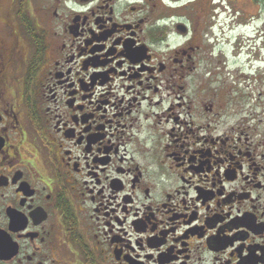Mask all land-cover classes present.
Returning a JSON list of instances; mask_svg holds the SVG:
<instances>
[{"label":"flooded vegetation","instance_id":"flooded-vegetation-1","mask_svg":"<svg viewBox=\"0 0 264 264\" xmlns=\"http://www.w3.org/2000/svg\"><path fill=\"white\" fill-rule=\"evenodd\" d=\"M0 264H264V0H0Z\"/></svg>","mask_w":264,"mask_h":264}]
</instances>
